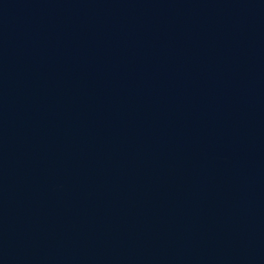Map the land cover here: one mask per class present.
Listing matches in <instances>:
<instances>
[{"label":"water","instance_id":"obj_1","mask_svg":"<svg viewBox=\"0 0 264 264\" xmlns=\"http://www.w3.org/2000/svg\"><path fill=\"white\" fill-rule=\"evenodd\" d=\"M0 264H264V0H0Z\"/></svg>","mask_w":264,"mask_h":264}]
</instances>
